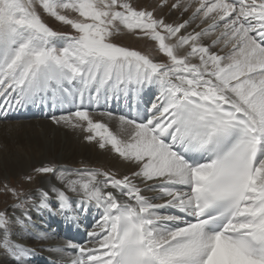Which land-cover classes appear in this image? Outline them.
Segmentation results:
<instances>
[{
	"label": "snow or ice",
	"instance_id": "snow-or-ice-1",
	"mask_svg": "<svg viewBox=\"0 0 264 264\" xmlns=\"http://www.w3.org/2000/svg\"><path fill=\"white\" fill-rule=\"evenodd\" d=\"M29 108L127 171L0 181L11 264H264V0H0V118Z\"/></svg>",
	"mask_w": 264,
	"mask_h": 264
},
{
	"label": "bare ground",
	"instance_id": "bare-ground-1",
	"mask_svg": "<svg viewBox=\"0 0 264 264\" xmlns=\"http://www.w3.org/2000/svg\"><path fill=\"white\" fill-rule=\"evenodd\" d=\"M157 1L160 2V0ZM171 2L172 0L169 3ZM120 39L121 41L126 40L130 45L133 44L139 50L145 51L148 49V44L145 41L136 40L130 35H124ZM112 110L117 112L119 111L116 105L112 106ZM34 111L36 110H31L30 112ZM53 114L60 115L62 113L60 109L48 110L47 112H41L39 110L36 114H29L26 110L11 112L7 119L0 118V129L3 127H13L14 129H17V131L9 134L12 135V139L15 140V142L20 144L19 151L16 152L7 145L2 148L0 147V181H2L5 177H8L9 179L13 177L18 178L22 174L30 172L33 167L40 166L41 164L48 162H54L58 165H64L69 168H73L72 166L75 168L89 166L112 171L119 170L121 173L127 171L125 165L117 159L114 153L106 154L99 151L95 144H88L84 142L81 137V139L77 141L76 139L70 137L68 132L66 140L64 142L60 141L58 137L60 131L58 130L67 128L63 126H55V124L50 120V116ZM16 117L17 120L14 119ZM10 118H12V122L9 121ZM38 127L43 131L54 132L53 135H50V138L58 141V145L43 148L38 153L34 150L26 148L23 143L25 133L36 134ZM34 141L38 143L37 139ZM40 185L41 181L38 179L31 184L24 183L23 188L25 190H33L32 188L39 187ZM43 224L46 227L54 229L60 237L66 236L68 239L76 241L84 239L82 232H79L74 228L70 229L66 227L59 221L58 218L46 220ZM27 243L34 244L31 240L27 241ZM34 246L37 249V255L33 258L32 264H48L50 259H57L55 254L44 251L39 244H34ZM0 264H11V262L8 258L5 260L0 257Z\"/></svg>",
	"mask_w": 264,
	"mask_h": 264
},
{
	"label": "rangeland",
	"instance_id": "rangeland-1",
	"mask_svg": "<svg viewBox=\"0 0 264 264\" xmlns=\"http://www.w3.org/2000/svg\"><path fill=\"white\" fill-rule=\"evenodd\" d=\"M171 0H169L170 2ZM135 3H138L139 5L141 6H153V5H156L158 4L159 2L157 0H134ZM164 13H167V8H165L164 10ZM169 19H173L175 18L174 16H169L168 17ZM50 23V25H52L54 28H57V29H60V25L58 24V22H54L53 20L49 19L48 21ZM60 30H63V31H69L68 28H63V29H60ZM119 41V42H118ZM117 42L118 43H121L123 45H127V46H130V47H134L136 48L133 44H128L126 40H122L119 39ZM31 110H36L34 112H30ZM45 111L44 109H37V108H29L27 110V113L29 114H36L38 111ZM5 125V124H4ZM55 126L59 127L58 125L55 124ZM17 131V129H14L13 127L12 128H1L0 129V147H4L5 145L11 147L15 152L16 151H19V147H20V144H18L17 142H15V140L12 139V134L13 132ZM58 131L59 134H58V137H59V140L60 141H65L66 138H67V133L69 132V136L76 139L77 141L79 139H81L80 137H82V133L81 134H77V133H74L72 132L71 130L69 129H59ZM57 131V132H58ZM10 133V134H9ZM54 132H47V131H43L42 129H40L38 127V131L36 134H27L25 133L24 135V138H23V143H24V146L26 148H29L31 150H34L36 151L37 153L42 150L43 148H48V147H52V146H56L58 145V141L50 138V135H53ZM37 139L38 140V143H36L34 140ZM38 148V150H37ZM73 168H75L74 166H72ZM78 168V167H76ZM6 178V177H5ZM4 178V179H5ZM8 178V177H7ZM19 178V177H18ZM17 177H13L11 178L12 180V183L13 184H16L17 183ZM39 184V183H38ZM37 187H34L32 188L33 190L36 189ZM3 200H4V197H0V207H3ZM1 259H7V257L4 258V256H1ZM10 261V260H9ZM11 262V261H10Z\"/></svg>",
	"mask_w": 264,
	"mask_h": 264
}]
</instances>
